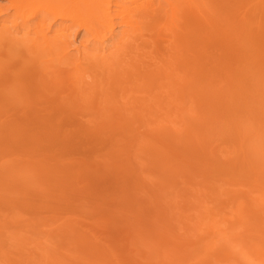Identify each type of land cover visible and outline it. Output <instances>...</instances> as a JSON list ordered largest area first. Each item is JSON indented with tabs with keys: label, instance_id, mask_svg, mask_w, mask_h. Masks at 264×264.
Returning a JSON list of instances; mask_svg holds the SVG:
<instances>
[{
	"label": "rangeland",
	"instance_id": "1",
	"mask_svg": "<svg viewBox=\"0 0 264 264\" xmlns=\"http://www.w3.org/2000/svg\"><path fill=\"white\" fill-rule=\"evenodd\" d=\"M83 36L64 64L45 57L43 76L16 71L34 73L30 94L2 80L0 264H264V159L231 152L230 117L243 114L218 101L201 104L196 123H170L144 102L126 114L130 86L110 98L93 65L72 74ZM24 49L1 47V60L21 65Z\"/></svg>",
	"mask_w": 264,
	"mask_h": 264
},
{
	"label": "bare ground",
	"instance_id": "2",
	"mask_svg": "<svg viewBox=\"0 0 264 264\" xmlns=\"http://www.w3.org/2000/svg\"><path fill=\"white\" fill-rule=\"evenodd\" d=\"M7 1L8 7H0L3 88L2 80L8 77L16 96L30 94L34 73L16 71L36 69L43 76L48 68H41L45 57H52L53 65L64 64L75 46L74 37L84 32L75 61L69 64L78 81L93 65L101 71L98 78L106 82L108 97L130 86L124 95L132 94L128 102L134 98L135 102L132 107L126 102L124 113L144 102L139 110L157 109L170 123H196L201 104L235 105V114L236 110L243 114V121L230 117L235 137L231 152L248 165H261L264 67L252 59L260 56L264 63V0ZM10 45L23 47L30 55L9 68L1 60V47ZM253 47H258L256 56ZM60 72L52 71L50 82L60 81ZM20 80L31 86L24 87ZM209 83L218 88L212 90ZM256 170L264 174L263 165Z\"/></svg>",
	"mask_w": 264,
	"mask_h": 264
}]
</instances>
